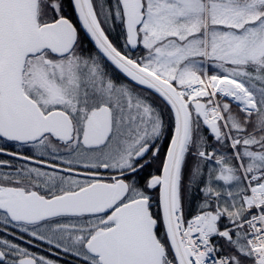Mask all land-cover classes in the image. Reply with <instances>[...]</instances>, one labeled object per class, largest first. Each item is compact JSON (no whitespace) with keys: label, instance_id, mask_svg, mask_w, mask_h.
I'll use <instances>...</instances> for the list:
<instances>
[{"label":"snow or ice","instance_id":"1","mask_svg":"<svg viewBox=\"0 0 264 264\" xmlns=\"http://www.w3.org/2000/svg\"><path fill=\"white\" fill-rule=\"evenodd\" d=\"M0 264H264V0H0Z\"/></svg>","mask_w":264,"mask_h":264},{"label":"flooded vegetation","instance_id":"2","mask_svg":"<svg viewBox=\"0 0 264 264\" xmlns=\"http://www.w3.org/2000/svg\"><path fill=\"white\" fill-rule=\"evenodd\" d=\"M6 158V157H5ZM46 248V246H44ZM40 251H43V248L40 250Z\"/></svg>","mask_w":264,"mask_h":264}]
</instances>
